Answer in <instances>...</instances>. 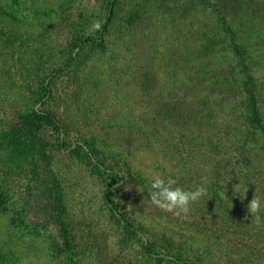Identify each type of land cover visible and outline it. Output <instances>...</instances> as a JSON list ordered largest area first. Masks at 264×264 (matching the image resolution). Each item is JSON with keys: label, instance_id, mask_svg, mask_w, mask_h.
I'll return each instance as SVG.
<instances>
[{"label": "rangeland", "instance_id": "rangeland-1", "mask_svg": "<svg viewBox=\"0 0 264 264\" xmlns=\"http://www.w3.org/2000/svg\"><path fill=\"white\" fill-rule=\"evenodd\" d=\"M263 3L0 0V264H264ZM154 174L211 197L163 212Z\"/></svg>", "mask_w": 264, "mask_h": 264}, {"label": "clouds", "instance_id": "clouds-1", "mask_svg": "<svg viewBox=\"0 0 264 264\" xmlns=\"http://www.w3.org/2000/svg\"><path fill=\"white\" fill-rule=\"evenodd\" d=\"M102 25L95 22L92 25L93 30H100ZM207 178L201 179V184L197 185L192 190H185L180 186H176L174 179H167L160 175L154 174L151 178L150 189L148 191L149 199L156 208L163 212L171 213L176 217L187 216L191 212V205L198 202L202 197H208V190L205 186ZM127 189V188H126ZM137 191L143 192V189L137 188ZM243 199L246 188L243 193L239 189H235ZM247 211L251 216L252 223L260 227L264 225V218L261 213L264 212V201L260 197L253 195L252 199L247 204Z\"/></svg>", "mask_w": 264, "mask_h": 264}, {"label": "trees", "instance_id": "trees-1", "mask_svg": "<svg viewBox=\"0 0 264 264\" xmlns=\"http://www.w3.org/2000/svg\"><path fill=\"white\" fill-rule=\"evenodd\" d=\"M240 18L241 17H238L237 19H233L232 22H235L236 20H241V21L246 20V17H243L242 19H240ZM229 22L230 21H228L227 25L229 24ZM249 101H250V106L248 107V110H249V118H250L251 125H255L258 128H261L257 101L255 99L254 93L251 90L249 91ZM50 122H52V124H54L55 120H50ZM27 123H28L27 120H23L20 125H18L17 127H14L11 130L12 139H14V140L16 139L15 137L17 136V132L19 129L25 130L26 132L30 130L31 127H28ZM9 134H11V133H9ZM242 139H243V142L240 145L241 150H243V153H245V154L248 153L247 157L249 159L254 158L256 155V151L259 148L264 147V133H263V131H261V129L259 131L256 129H254L252 131L246 130L245 134H243V136H242ZM2 204H4V200L2 198H0V206ZM62 228H65V227L63 226ZM64 238H65L66 245H68L69 240L67 238V232L66 231H65Z\"/></svg>", "mask_w": 264, "mask_h": 264}]
</instances>
